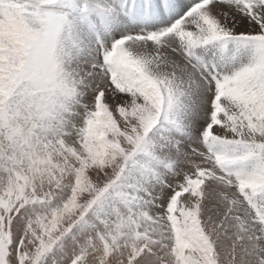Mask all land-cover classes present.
Returning a JSON list of instances; mask_svg holds the SVG:
<instances>
[{"label": "snow or ice", "instance_id": "snow-or-ice-1", "mask_svg": "<svg viewBox=\"0 0 264 264\" xmlns=\"http://www.w3.org/2000/svg\"><path fill=\"white\" fill-rule=\"evenodd\" d=\"M0 264H264V0H0Z\"/></svg>", "mask_w": 264, "mask_h": 264}]
</instances>
